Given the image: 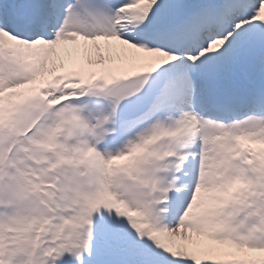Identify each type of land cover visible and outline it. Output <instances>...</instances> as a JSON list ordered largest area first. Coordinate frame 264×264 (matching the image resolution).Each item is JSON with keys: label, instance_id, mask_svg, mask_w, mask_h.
Segmentation results:
<instances>
[{"label": "snow or ice", "instance_id": "snow-or-ice-1", "mask_svg": "<svg viewBox=\"0 0 264 264\" xmlns=\"http://www.w3.org/2000/svg\"><path fill=\"white\" fill-rule=\"evenodd\" d=\"M0 264H264V0H0Z\"/></svg>", "mask_w": 264, "mask_h": 264}]
</instances>
